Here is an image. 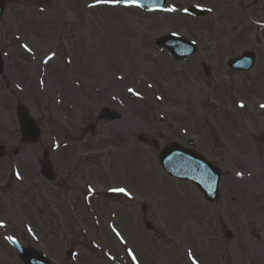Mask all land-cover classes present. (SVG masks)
<instances>
[{
  "label": "rangeland",
  "instance_id": "rangeland-1",
  "mask_svg": "<svg viewBox=\"0 0 264 264\" xmlns=\"http://www.w3.org/2000/svg\"><path fill=\"white\" fill-rule=\"evenodd\" d=\"M6 1L0 264H23L7 237L52 264H264V204L256 190H264V128L257 127L264 119L256 116V127L243 119L240 105L228 101V76L215 75L257 47L264 0H168L159 13L110 0ZM190 7L205 18L188 16ZM169 35L194 43L196 54L175 61L156 45ZM260 45L264 52L263 39ZM257 50L249 82L262 70ZM263 83L259 77L256 91ZM242 91L240 104L256 105ZM17 105L41 128L35 145L22 142ZM103 108L120 120H100ZM139 134L158 150L139 144ZM188 140L222 174L216 204L158 163L160 150L188 148ZM45 152L52 184L39 173Z\"/></svg>",
  "mask_w": 264,
  "mask_h": 264
},
{
  "label": "water",
  "instance_id": "water-1",
  "mask_svg": "<svg viewBox=\"0 0 264 264\" xmlns=\"http://www.w3.org/2000/svg\"><path fill=\"white\" fill-rule=\"evenodd\" d=\"M117 1L132 3L148 11H160L164 8L166 0ZM3 7L4 1L0 0V15ZM189 13L196 16L203 15L202 12L196 10H189ZM158 45L160 47L168 48L176 59L188 57L195 52L192 44L175 37H162L158 40ZM253 60L252 55L245 54L244 57L239 60L233 61V64L236 67H238L239 64H243L245 69H249L252 66ZM18 116L22 124V133L26 142H36L39 138V130L35 122L30 119L27 112L22 108L18 109ZM101 117L109 121L118 119L117 114L111 113L107 109H103L101 111ZM138 141L157 147L154 142H150L144 135H140L138 137ZM159 162L162 169L168 175L181 180L192 181L204 192L207 201L216 202L217 183L219 181L220 174L202 157L181 147L171 146L160 153ZM42 174L47 179L53 180V173L46 157L44 159V163L42 164ZM12 243L14 244V242ZM16 247L19 256L26 264H47V262L35 252L23 250L20 246Z\"/></svg>",
  "mask_w": 264,
  "mask_h": 264
},
{
  "label": "flooded vegetation",
  "instance_id": "flooded-vegetation-1",
  "mask_svg": "<svg viewBox=\"0 0 264 264\" xmlns=\"http://www.w3.org/2000/svg\"><path fill=\"white\" fill-rule=\"evenodd\" d=\"M262 36H263V39H264V33H263ZM238 75L240 76V73H238ZM259 77H263L264 78V70L261 71V72H259L255 76V81L253 80L252 82H248V84L243 87L244 88V91H242L243 92V99L248 98V95H250L251 99H253L254 97H256V98H259L261 100H264V93L263 92L262 93L258 92V89L256 91V88L254 87V84H256L258 82V78ZM248 79L249 78L247 77V80ZM234 88L236 89V94L238 93L239 90H243V88H238V84H236L234 86ZM253 90H254V93H252ZM242 101H244V100H242ZM263 105H264V102H263ZM255 111H256V116H258L259 119H264V106H262V105L261 106L255 105ZM243 113L244 114H247L248 113V108L247 107H244ZM250 117L251 118H254L255 115H252ZM252 124H257V121L252 120ZM262 124L257 125V127L261 126ZM262 184L264 185V183H262ZM257 190H258L259 194L261 195L259 197V198H261L259 200V203L263 205L264 204V190H261L260 187H258Z\"/></svg>",
  "mask_w": 264,
  "mask_h": 264
},
{
  "label": "bare ground",
  "instance_id": "bare-ground-1",
  "mask_svg": "<svg viewBox=\"0 0 264 264\" xmlns=\"http://www.w3.org/2000/svg\"><path fill=\"white\" fill-rule=\"evenodd\" d=\"M156 79H157V78H156ZM114 256H116V252H115ZM117 256H118V254H117Z\"/></svg>",
  "mask_w": 264,
  "mask_h": 264
}]
</instances>
